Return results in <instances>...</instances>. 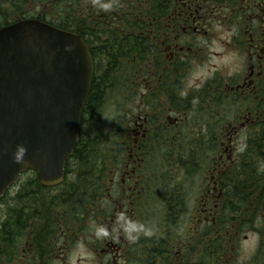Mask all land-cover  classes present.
Here are the masks:
<instances>
[{
  "label": "flooded vegetation",
  "instance_id": "obj_1",
  "mask_svg": "<svg viewBox=\"0 0 264 264\" xmlns=\"http://www.w3.org/2000/svg\"><path fill=\"white\" fill-rule=\"evenodd\" d=\"M78 16L130 43L125 137L88 164L103 77ZM25 20L81 35L95 75L64 183L29 171L0 202V264H264V0H0V29Z\"/></svg>",
  "mask_w": 264,
  "mask_h": 264
},
{
  "label": "water",
  "instance_id": "obj_2",
  "mask_svg": "<svg viewBox=\"0 0 264 264\" xmlns=\"http://www.w3.org/2000/svg\"><path fill=\"white\" fill-rule=\"evenodd\" d=\"M94 75L81 35L37 20L0 29V201L29 171L64 183Z\"/></svg>",
  "mask_w": 264,
  "mask_h": 264
},
{
  "label": "rangeland",
  "instance_id": "obj_3",
  "mask_svg": "<svg viewBox=\"0 0 264 264\" xmlns=\"http://www.w3.org/2000/svg\"><path fill=\"white\" fill-rule=\"evenodd\" d=\"M65 21H70L69 18H63L62 23ZM121 66L119 65V68ZM119 68L118 73H119ZM104 71L109 72L110 70L107 69V67L104 69ZM119 75V74H118ZM103 77V76H102ZM123 77H117L114 74H105L103 77V80L101 82V86L98 88V94L94 100L96 101V107L94 106L93 109H91V113H89L87 121H88V129L91 133V139L89 140L90 145L92 146V151L89 152V147L86 144L85 149L88 147L87 151L82 152L81 154L84 155V157L81 158V162L83 163V159L85 164H88L93 160L94 154L100 153L102 148L105 149V146L107 144V141L109 138L118 139L120 137H125L124 134L120 131V124H123L122 115H125L123 113V108L125 106H132L133 104V98H131V101L129 104H126V97L127 93L124 91L125 88L123 87ZM209 79L210 77H206ZM194 79H197V77H194ZM191 84V82L189 81ZM100 96L101 102L98 99ZM102 96V97H101ZM201 102L198 104V107L201 108ZM202 127V125H195L192 128H190L189 131V137L186 138V143H189L190 147L192 146V142L190 139L193 137H202L201 134L196 132ZM205 131V128L202 127L201 131ZM206 130H209L206 128ZM259 134V133H256ZM199 135V136H198ZM201 145L198 144L199 148ZM89 152V153H88ZM177 184L180 186L182 184V179H178L176 181ZM171 182H169V178L166 180L161 179L159 188L161 190V193H165L170 189ZM159 193V192H158ZM195 192H192L191 196L192 199H195ZM163 198V195L160 194L159 201ZM7 202V201H6ZM0 212H6L5 206H0ZM244 260L248 259L247 257L243 258Z\"/></svg>",
  "mask_w": 264,
  "mask_h": 264
},
{
  "label": "trees",
  "instance_id": "obj_4",
  "mask_svg": "<svg viewBox=\"0 0 264 264\" xmlns=\"http://www.w3.org/2000/svg\"><path fill=\"white\" fill-rule=\"evenodd\" d=\"M69 19L70 22L68 29H72L74 31H77L78 33L83 32L84 38L86 40L89 39L91 33L94 35V45L96 46V49H98V53L100 55L97 60L98 69L96 71L95 77H104L105 74H114L118 77L119 73L117 69L119 68V59L121 58V56H124L122 52H124L125 47L130 45V43L125 40L122 35L120 36L119 34H115V32L92 30L90 28L91 24H89L91 22V19L89 18L78 16L74 17L73 19ZM113 20L115 23L117 21V17H114ZM104 25L107 26V24ZM63 26L66 25L62 23V27ZM106 67L108 70H110L109 72L104 71ZM98 99L101 102L100 96L98 97ZM94 104H96V101H94ZM263 136L264 135L262 133L254 135V137L258 138H261ZM4 200L5 198L1 201Z\"/></svg>",
  "mask_w": 264,
  "mask_h": 264
}]
</instances>
